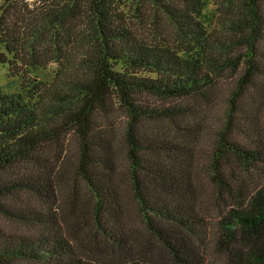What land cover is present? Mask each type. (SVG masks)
Instances as JSON below:
<instances>
[{
	"label": "trees",
	"instance_id": "trees-1",
	"mask_svg": "<svg viewBox=\"0 0 264 264\" xmlns=\"http://www.w3.org/2000/svg\"><path fill=\"white\" fill-rule=\"evenodd\" d=\"M206 3L143 1L135 10L142 23L152 16L170 27L153 41L138 33L122 0H4L0 62L24 78L51 65L57 71L45 93L27 81L22 92L0 88V264H212L194 176L203 164L204 109L229 69L238 78L205 164L230 198L215 248L227 264H264V182L246 185L264 171V128L242 103L264 77V0H250L239 45L219 54L202 19ZM117 114L124 159L110 126ZM71 141L76 162L67 180ZM78 181L88 205L76 189L71 204L62 198V183ZM126 181L140 240L126 223Z\"/></svg>",
	"mask_w": 264,
	"mask_h": 264
},
{
	"label": "rangeland",
	"instance_id": "rangeland-1",
	"mask_svg": "<svg viewBox=\"0 0 264 264\" xmlns=\"http://www.w3.org/2000/svg\"><path fill=\"white\" fill-rule=\"evenodd\" d=\"M124 3V10L128 14L131 22H134L138 33L148 40L158 41L165 36L166 32L170 30L169 24L163 21L161 26L154 25L153 18L147 17V22L142 23L139 20L135 10L136 8L145 0H122ZM4 0H0V6ZM250 0H207L206 6L203 10L202 19L207 25V31L209 33V41L214 48V53L219 54L223 50L235 49L236 40L239 41V37L244 33L240 27H243L247 19V9ZM261 10L264 13V6ZM260 51L264 52V42L259 45ZM237 50V51H236ZM235 50L234 54L238 52H246V46H240ZM5 49L0 44V53H4ZM78 49H75L72 60L77 59ZM261 63L264 65V57H261ZM57 66L51 65L48 68L33 69L29 72L25 78L20 76H15L10 73V67L8 63L0 62V88L8 93H18L22 92L24 85L28 82L31 83L30 87L34 85H39L43 88L41 93H45V89L50 86L56 76ZM226 75L221 78L217 88V94L214 103L210 104L209 107H205L204 115H208V119L205 123L204 130L200 134L199 143V158H201L200 163H203L201 168L195 172L194 181L196 185V194L198 198L199 210L203 214L206 220L207 229L209 230L210 244L207 247V259L210 260L212 264H227L228 256L225 252H220L215 248L216 240L219 231V218L224 211L226 202L225 198H229L227 194L216 186L213 182L211 175L205 170L206 160L215 144L216 131L224 123V118L226 117V109L228 107V99L235 87L238 74L232 72V69L227 70ZM262 82L259 86L250 88L243 98V106L249 110V114L256 117L257 122L264 128V77L261 78ZM27 81V82H25ZM39 83V84H37ZM34 92L31 88V94ZM40 93V94H41ZM36 96V95H35ZM242 113H240V116ZM118 119L112 120L111 128L116 135L118 140V147L121 149V157L125 158V153L122 151L124 148V141L122 138V127L120 125L119 117L121 115L117 114ZM106 122V120H104ZM107 123V122H106ZM239 136V135H238ZM240 137V136H239ZM77 145L74 141H71L67 149L64 150L65 153H69V157L64 167L65 179L71 180L70 174L74 169L76 162V152ZM248 188L254 189L258 188L264 182V171H258L254 174H250L247 177ZM76 189L78 193V198L81 203L85 205L89 204L90 195L86 189V186L82 181L77 183L65 184L62 183V198L65 202L71 204L72 193ZM124 190V204L126 207V223L129 229L132 228L136 235V240H140L142 233L144 231L141 219L138 215L136 209V203L132 192L127 181L123 184ZM74 198L76 200V193H74ZM1 222L8 226V228H19L22 231L27 229L26 225H16V223L1 219ZM125 223V224H126ZM131 227V228H130ZM138 238V239H137Z\"/></svg>",
	"mask_w": 264,
	"mask_h": 264
},
{
	"label": "built area",
	"instance_id": "built-area-1",
	"mask_svg": "<svg viewBox=\"0 0 264 264\" xmlns=\"http://www.w3.org/2000/svg\"><path fill=\"white\" fill-rule=\"evenodd\" d=\"M27 1L33 2V1H35V0H27Z\"/></svg>",
	"mask_w": 264,
	"mask_h": 264
}]
</instances>
